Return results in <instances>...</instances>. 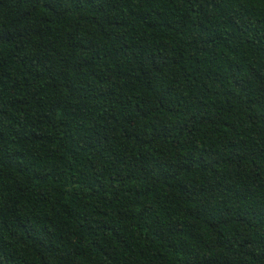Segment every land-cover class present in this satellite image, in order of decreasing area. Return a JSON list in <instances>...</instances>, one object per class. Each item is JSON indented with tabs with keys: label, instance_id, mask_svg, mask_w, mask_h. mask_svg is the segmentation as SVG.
<instances>
[{
	"label": "trees",
	"instance_id": "1",
	"mask_svg": "<svg viewBox=\"0 0 264 264\" xmlns=\"http://www.w3.org/2000/svg\"><path fill=\"white\" fill-rule=\"evenodd\" d=\"M0 264H264V0H0Z\"/></svg>",
	"mask_w": 264,
	"mask_h": 264
}]
</instances>
